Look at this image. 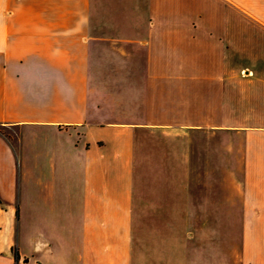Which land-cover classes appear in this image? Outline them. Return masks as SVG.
<instances>
[{
  "label": "crops",
  "instance_id": "1",
  "mask_svg": "<svg viewBox=\"0 0 264 264\" xmlns=\"http://www.w3.org/2000/svg\"><path fill=\"white\" fill-rule=\"evenodd\" d=\"M0 127L27 131H0V264L29 260L24 208L36 264H135L144 136L228 130L245 135L235 264H264V0H0ZM183 146L171 164H194Z\"/></svg>",
  "mask_w": 264,
  "mask_h": 264
},
{
  "label": "rangeland",
  "instance_id": "2",
  "mask_svg": "<svg viewBox=\"0 0 264 264\" xmlns=\"http://www.w3.org/2000/svg\"><path fill=\"white\" fill-rule=\"evenodd\" d=\"M0 131L10 144L17 145L21 141L26 146L27 131L17 133L4 127H0ZM144 140L148 156L143 174L147 180H138V158L132 172L134 195L137 197L141 190L147 196L144 211L139 213L136 205L131 214L135 264L140 255L144 264H235L241 215L235 212L234 196L242 175L241 144L245 135L233 130L189 135L152 133L144 136ZM188 141L195 144L194 164H171L182 161L185 156L182 146ZM175 144L179 148H174ZM204 145L208 148L203 149ZM168 155H176L178 160L167 158ZM20 158L18 174L23 179L24 194L27 189L25 154ZM26 220L24 208L16 246L29 260L19 264H36L29 256Z\"/></svg>",
  "mask_w": 264,
  "mask_h": 264
},
{
  "label": "trees",
  "instance_id": "3",
  "mask_svg": "<svg viewBox=\"0 0 264 264\" xmlns=\"http://www.w3.org/2000/svg\"><path fill=\"white\" fill-rule=\"evenodd\" d=\"M14 255H15V257H16V255H17V254H16V251L14 252Z\"/></svg>",
  "mask_w": 264,
  "mask_h": 264
}]
</instances>
